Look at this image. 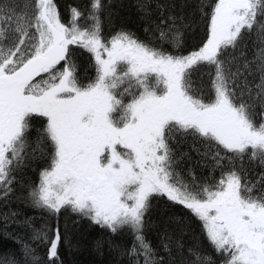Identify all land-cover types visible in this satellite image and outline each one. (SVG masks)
<instances>
[{"label": "snow or ice", "instance_id": "1", "mask_svg": "<svg viewBox=\"0 0 264 264\" xmlns=\"http://www.w3.org/2000/svg\"><path fill=\"white\" fill-rule=\"evenodd\" d=\"M138 7L151 16L150 0ZM156 7L159 22L149 20L144 30L154 35L144 41L123 28L104 35L111 0L71 7L67 22L56 0H0V199L11 196L18 173L43 165L19 198L56 221L32 235L48 244L49 264L59 261L67 240L59 220L69 212L112 234L130 232V264H164L145 235L158 198L200 222L211 251L189 247L187 264H264V173L250 180L244 166L264 167V0H201L206 40L187 54L185 17ZM253 34L248 58L242 45ZM74 47L91 54L94 77L80 74ZM185 143L207 177L178 168ZM17 215L5 214V227ZM173 246L183 250L166 234L163 248ZM22 250L39 264L30 244ZM0 264L20 261L9 253Z\"/></svg>", "mask_w": 264, "mask_h": 264}, {"label": "trees", "instance_id": "2", "mask_svg": "<svg viewBox=\"0 0 264 264\" xmlns=\"http://www.w3.org/2000/svg\"><path fill=\"white\" fill-rule=\"evenodd\" d=\"M62 19L67 22L69 19V9L77 7L83 9L89 0H56ZM142 0H111L112 15L102 17L104 35L109 36L119 29L130 30L144 41L152 39L151 31L145 32L149 20L159 22L157 4L167 6L169 12L175 15H183L188 27L183 29V46L180 51L187 54L202 46L206 40L207 27L206 18L201 15L198 6L201 0H150L149 12L151 16L146 19L144 13L140 11L138 4ZM208 4H214L215 0H206ZM108 3V0H105ZM155 43H159L158 40ZM256 37L249 35L245 38L242 45L244 54L251 58L255 50ZM169 51L172 50L170 44H164ZM74 59L80 66V74L83 77H94L95 72L92 65L91 54L80 48H75ZM236 55H240L237 51ZM197 86H206L207 77L201 79V74L193 76ZM40 119V118H38ZM197 148L203 151V148L196 144ZM179 153H187V156L181 160L178 168L182 174L191 169L199 179L209 175V169L202 167L199 161L202 157L193 148L192 143L182 144ZM43 165L36 162L32 167L26 168L22 173L17 174V183L13 185L14 191L11 196L5 200L0 199V257L15 253L20 264H30L23 257L22 244H30L35 249V255L38 256L39 264H49L48 244L39 241H33V229H40L46 224L54 226L56 221L48 213L41 209L33 208L21 201L19 198L22 193L26 194L25 188L21 184H35L38 182L39 171ZM245 168L248 170V177L255 181L259 174L264 173V167L256 162L245 161ZM215 175L218 177L219 172ZM17 212L14 223L9 222L5 227L4 216L10 212ZM173 218H179L182 223H176ZM148 219L150 226L145 230L147 240L163 258L164 264H187L190 259L187 249L193 245H199L205 252L211 251L206 239L203 237L200 222L191 215V213L179 205H172L166 201V198H158L153 201V207L150 209ZM26 221H28L26 223ZM59 226L62 236H66V242H62L59 248V261L57 264H130L128 256L124 255V250L130 248L133 243V236L128 231H121L112 234L108 230L93 224L87 219L75 216L72 213L61 215ZM65 228L67 231L65 232ZM172 238L173 241L179 239L183 244V250L172 247L171 252L165 251L163 242L165 235ZM51 235V234H50ZM97 242L102 246L98 247ZM217 264H220L217 258Z\"/></svg>", "mask_w": 264, "mask_h": 264}]
</instances>
